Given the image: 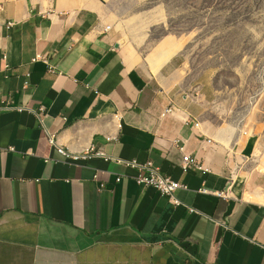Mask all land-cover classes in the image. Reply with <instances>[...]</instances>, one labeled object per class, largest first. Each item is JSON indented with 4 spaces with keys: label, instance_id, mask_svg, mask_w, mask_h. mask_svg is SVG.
Instances as JSON below:
<instances>
[{
    "label": "crops",
    "instance_id": "1",
    "mask_svg": "<svg viewBox=\"0 0 264 264\" xmlns=\"http://www.w3.org/2000/svg\"><path fill=\"white\" fill-rule=\"evenodd\" d=\"M105 26L94 0H0V264H264V192L231 181L226 148L206 144L220 123L186 96L198 83L211 101L212 78L183 88L175 59L145 72ZM58 148L150 161L185 185L180 204L123 163ZM180 149L208 171L183 173Z\"/></svg>",
    "mask_w": 264,
    "mask_h": 264
},
{
    "label": "rangeland",
    "instance_id": "2",
    "mask_svg": "<svg viewBox=\"0 0 264 264\" xmlns=\"http://www.w3.org/2000/svg\"><path fill=\"white\" fill-rule=\"evenodd\" d=\"M94 3L103 22L111 25L120 44L131 53L135 66L157 73L175 59L181 63L175 74L177 83L185 89L200 77L212 78L217 90L234 88L240 79L253 84L264 66V0ZM224 96L230 99L227 93ZM254 134L249 140L241 138L233 151L239 174L252 182L249 193L264 192V120L256 124Z\"/></svg>",
    "mask_w": 264,
    "mask_h": 264
},
{
    "label": "built area",
    "instance_id": "3",
    "mask_svg": "<svg viewBox=\"0 0 264 264\" xmlns=\"http://www.w3.org/2000/svg\"><path fill=\"white\" fill-rule=\"evenodd\" d=\"M111 25H106L103 29L104 32L111 30ZM42 61L46 63L47 70L50 73L55 71V68L48 64V60L43 55H36L32 62ZM6 67V66H5ZM264 66L257 72L256 82L252 84L247 79H240L238 86L217 90L211 101L203 99L201 94V85L198 83L192 84L186 91V96L192 103L199 105L203 111L210 112L211 115L220 123V126H225L219 138L217 140L212 138H206V144L214 148L217 146H223L226 148L229 158V177L231 181L236 177V171H240L239 167L235 164L233 149L236 148L240 139L244 140L252 139L255 136V126L259 121L264 120ZM27 83H25L26 87ZM223 92V94L221 93ZM230 96V99H226L224 96ZM10 109L8 100L5 98L0 99V111ZM20 110V109H18ZM176 111V108L171 105L166 108L164 114H171ZM120 118V115H116ZM186 124H190L193 128H199L200 121H194L190 123L188 120ZM107 141L115 140V137H106ZM50 144H54L53 137L49 136ZM177 143V141H175ZM58 152L67 158L72 159H88L90 157H99L105 161L116 160L117 162L123 163L126 167L133 168L137 171L136 182L137 184L145 188H154L161 196L166 197L167 200L174 206L180 204L175 198L174 193L178 189H184L185 185L178 181H174L169 177L160 174L158 168H156L152 162L147 161L145 163H138L136 160H120L114 159L111 156L106 155L102 150L88 151L80 156H70L68 152L61 148H58ZM181 160L179 167L183 173L191 168L197 171H208L198 161L195 155L183 154L181 149ZM119 181V179H117ZM100 189L104 188V185L99 186ZM204 195H214L218 198H226L227 194L216 192L211 193L206 189L199 191ZM191 211V210H190Z\"/></svg>",
    "mask_w": 264,
    "mask_h": 264
},
{
    "label": "bare ground",
    "instance_id": "4",
    "mask_svg": "<svg viewBox=\"0 0 264 264\" xmlns=\"http://www.w3.org/2000/svg\"><path fill=\"white\" fill-rule=\"evenodd\" d=\"M258 140H260V139H258ZM257 143V142H256ZM256 145V144H255ZM71 156V155H70Z\"/></svg>",
    "mask_w": 264,
    "mask_h": 264
}]
</instances>
